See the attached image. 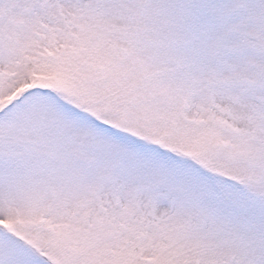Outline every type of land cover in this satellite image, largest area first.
<instances>
[{
  "label": "snow or ice",
  "instance_id": "1",
  "mask_svg": "<svg viewBox=\"0 0 264 264\" xmlns=\"http://www.w3.org/2000/svg\"><path fill=\"white\" fill-rule=\"evenodd\" d=\"M0 264H264V0H0Z\"/></svg>",
  "mask_w": 264,
  "mask_h": 264
}]
</instances>
